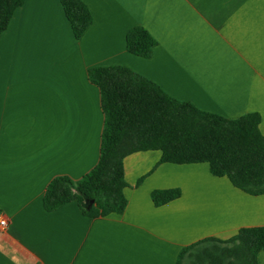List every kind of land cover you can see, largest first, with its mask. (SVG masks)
<instances>
[{
  "label": "crops",
  "instance_id": "0c3cea01",
  "mask_svg": "<svg viewBox=\"0 0 264 264\" xmlns=\"http://www.w3.org/2000/svg\"><path fill=\"white\" fill-rule=\"evenodd\" d=\"M93 23L75 39L59 0H24L0 36V264H176L201 239L264 227V194L248 195L206 163L123 160L124 212L87 217L76 202L48 212L49 182L97 164L104 116L98 67L124 66L172 98L235 120L260 116L264 136V0H82ZM155 39L149 58L126 33ZM179 189L156 207L154 190ZM264 264V252L257 255Z\"/></svg>",
  "mask_w": 264,
  "mask_h": 264
},
{
  "label": "trees",
  "instance_id": "16d2710c",
  "mask_svg": "<svg viewBox=\"0 0 264 264\" xmlns=\"http://www.w3.org/2000/svg\"><path fill=\"white\" fill-rule=\"evenodd\" d=\"M23 2L0 0V36ZM59 2L75 39H80L93 23L87 6L82 0ZM125 45L130 54L149 58L156 41L144 28L134 27L126 33ZM88 79L99 89L104 116L99 159L79 180L52 179L43 196L46 211L76 202L87 217L122 214L127 205L123 160L153 150L161 152L160 163H206L212 176L226 177L248 195L264 194V136L258 113L228 120L203 112L124 66L90 69ZM180 194L179 189L154 190L150 197L159 207ZM260 251L264 227L242 228L227 240L210 237L184 247L176 264H259Z\"/></svg>",
  "mask_w": 264,
  "mask_h": 264
},
{
  "label": "built area",
  "instance_id": "2783aa9c",
  "mask_svg": "<svg viewBox=\"0 0 264 264\" xmlns=\"http://www.w3.org/2000/svg\"><path fill=\"white\" fill-rule=\"evenodd\" d=\"M8 228V221L5 217L0 215V232L6 231Z\"/></svg>",
  "mask_w": 264,
  "mask_h": 264
},
{
  "label": "water",
  "instance_id": "95a60500",
  "mask_svg": "<svg viewBox=\"0 0 264 264\" xmlns=\"http://www.w3.org/2000/svg\"><path fill=\"white\" fill-rule=\"evenodd\" d=\"M92 203V201H90L89 205Z\"/></svg>",
  "mask_w": 264,
  "mask_h": 264
}]
</instances>
